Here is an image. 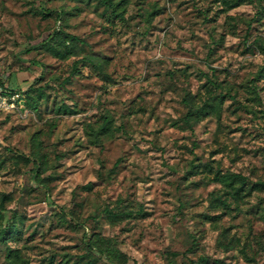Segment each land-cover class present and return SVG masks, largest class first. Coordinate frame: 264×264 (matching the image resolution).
I'll return each instance as SVG.
<instances>
[{
    "label": "rangeland",
    "instance_id": "obj_1",
    "mask_svg": "<svg viewBox=\"0 0 264 264\" xmlns=\"http://www.w3.org/2000/svg\"><path fill=\"white\" fill-rule=\"evenodd\" d=\"M121 6L0 0V77L25 96L0 112V222L19 230L0 264H264V0ZM57 26L80 41L26 51Z\"/></svg>",
    "mask_w": 264,
    "mask_h": 264
},
{
    "label": "trees",
    "instance_id": "obj_2",
    "mask_svg": "<svg viewBox=\"0 0 264 264\" xmlns=\"http://www.w3.org/2000/svg\"><path fill=\"white\" fill-rule=\"evenodd\" d=\"M100 1L109 9L110 14L112 15L113 18H118V19L122 18L123 11L121 8L122 7L121 4L123 0H117L116 2H114V0H100ZM259 1H262V0H259ZM77 41H80L78 40L77 37H75L72 34H68L64 32L61 28H59V26H57L56 28L52 29L51 32H49L47 36L39 42L37 46H29V48L26 49V51H29L35 48H43L47 51H50L54 55H63L64 53L60 51L58 48L54 47L52 43L57 42V44H59L62 48L67 49L68 48L67 45L71 43L72 44L76 43ZM63 51H66V50H63ZM0 83L3 85L5 84V82L1 79V77H0ZM13 90H16V89H13ZM21 93L23 96V103H25L24 92H21ZM201 111H202L201 108L194 109V110L189 109L183 118L185 125H189L190 117L196 116ZM109 125H110V122L107 116H102V121L98 129H94L90 125H87L86 134L89 136L90 142L92 144H97L98 137L102 134L109 132V129H110ZM231 177L232 179L238 180L241 183L244 182L243 177L240 176L239 174H233ZM259 185L264 186V183H260ZM105 213L106 215H108V217H112V218L117 217V216L124 217V216H131V215H140L142 213V209H141V206H138V208L135 211L121 210L118 212H112L111 210H105ZM18 235H19V230H18V226L16 225L15 215L11 213L8 218L4 217L0 222V240H4L5 238L17 237ZM103 243L104 242H102L101 239H99L98 237H96L95 239L90 238L87 240L86 246H87V249L89 251H93L96 256L104 258L107 261L111 262L112 261L111 257L116 255L117 251L116 249L112 247V245H108L106 247V250H104L103 248L100 247L101 244ZM9 252H11V250H7V255H9ZM87 264H90V262H87Z\"/></svg>",
    "mask_w": 264,
    "mask_h": 264
},
{
    "label": "built area",
    "instance_id": "obj_3",
    "mask_svg": "<svg viewBox=\"0 0 264 264\" xmlns=\"http://www.w3.org/2000/svg\"><path fill=\"white\" fill-rule=\"evenodd\" d=\"M23 104L21 91L13 90L0 83V112H9L20 108Z\"/></svg>",
    "mask_w": 264,
    "mask_h": 264
}]
</instances>
